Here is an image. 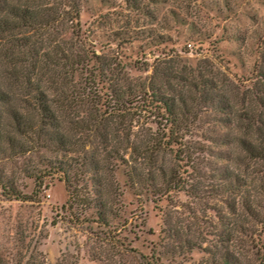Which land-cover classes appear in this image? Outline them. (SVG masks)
Instances as JSON below:
<instances>
[{
    "label": "rangeland",
    "instance_id": "1",
    "mask_svg": "<svg viewBox=\"0 0 264 264\" xmlns=\"http://www.w3.org/2000/svg\"><path fill=\"white\" fill-rule=\"evenodd\" d=\"M62 2L30 4L34 8L55 4L61 12ZM57 22L41 33L39 52L77 50L120 60L134 78L145 77L154 64L173 58L189 68L211 69L224 81L234 112L247 111L259 119L247 128L236 127V121L224 132L264 131V0H79L78 21ZM49 74H42L40 85L53 93ZM84 75L78 71L74 76L81 91L87 87L79 84ZM88 106L80 104V113L85 115ZM4 109L0 106L6 130L9 115ZM146 116L134 118L132 143L139 142L142 128L154 130ZM123 136L119 131V139ZM185 139L191 145L190 161L184 157L170 162L168 155L166 162L176 168L183 188L171 189L162 197L142 194L130 182L139 165L130 157V146L122 143L121 155L127 162L111 160L102 174L114 215L108 224L101 222L95 208L70 210L66 183L42 162L71 153L41 149L1 160L0 169L21 196L5 193L0 183V264H220L226 250L235 255L233 264H264V174L254 171L239 192H221L224 168L251 176L236 164L238 149L234 144H213L199 134ZM91 148L87 144L73 155ZM227 153L229 159L217 157ZM26 164L36 166L41 186L24 171ZM251 166L262 169L255 163ZM88 177L86 173L83 178L91 190ZM75 184L83 190L82 182ZM243 196L256 217L241 207ZM222 220L227 227L242 226L249 233H236V240L220 242L214 233L221 229Z\"/></svg>",
    "mask_w": 264,
    "mask_h": 264
},
{
    "label": "trees",
    "instance_id": "2",
    "mask_svg": "<svg viewBox=\"0 0 264 264\" xmlns=\"http://www.w3.org/2000/svg\"><path fill=\"white\" fill-rule=\"evenodd\" d=\"M31 1L35 0H0V106L5 107L9 115L4 130L0 111V161H11L41 149L71 153L56 159L46 157L42 162L59 173L66 183L69 209L95 208L104 224H108L113 208L106 189L109 185L104 183L102 174L111 160L127 162L121 155L122 143L130 146V157L139 165V168L134 167L129 178L132 184L140 187L142 194L162 197L171 189L183 188L176 168L166 164L167 156H171L170 162L171 158L190 161L191 145L185 137L196 134L216 145L234 144L239 151L237 166L251 175L224 168L220 174L221 192H239L254 171L264 174V131L259 129L261 127L256 126L259 129L256 135L224 132L236 121V127H251L259 121L258 115L247 111L235 113L223 89L224 81L211 69L189 68L181 59L173 58L169 60L172 62L165 61L166 65L165 62L154 64L145 77L134 78L128 76L120 60L77 50L62 51V54L58 49L39 52L38 42L43 31L63 18L72 23L78 21L79 0H63V15L57 7L58 2L34 8ZM78 71L85 74L83 82L77 80V84L84 83V87H88L82 86L84 91L79 90L74 81ZM47 72L53 93L48 92L47 86L40 85L42 74ZM80 104L89 105L85 115L78 109ZM142 115H147L154 130L150 126L142 128L139 142L132 143V123L135 117L138 120ZM119 131L123 132V139H119ZM87 144L92 147L88 152L73 155ZM217 157L229 159L231 155ZM252 163L262 169H251ZM26 166L24 171L41 186L36 166L29 165V170ZM86 173L91 190L83 178ZM79 181L83 190L76 187ZM0 183L5 193L21 196L1 169ZM241 207L255 216L251 203L244 196ZM231 211L235 213V207ZM221 222V229L214 233L220 242L236 240V233H249V229L243 230L242 226L231 228L225 226L223 220ZM233 263H236L235 255L226 250L220 264ZM154 264L162 263L156 261Z\"/></svg>",
    "mask_w": 264,
    "mask_h": 264
}]
</instances>
